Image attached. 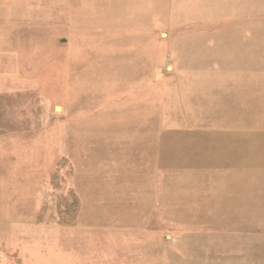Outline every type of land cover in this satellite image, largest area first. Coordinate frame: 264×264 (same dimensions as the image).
<instances>
[{
    "label": "rangeland",
    "instance_id": "1",
    "mask_svg": "<svg viewBox=\"0 0 264 264\" xmlns=\"http://www.w3.org/2000/svg\"><path fill=\"white\" fill-rule=\"evenodd\" d=\"M218 5L0 0V264H264V79L183 48L264 72V0Z\"/></svg>",
    "mask_w": 264,
    "mask_h": 264
},
{
    "label": "crops",
    "instance_id": "2",
    "mask_svg": "<svg viewBox=\"0 0 264 264\" xmlns=\"http://www.w3.org/2000/svg\"><path fill=\"white\" fill-rule=\"evenodd\" d=\"M217 1V4H219L218 6H220V8H226L228 6H230V2L232 0H229V2L227 4H224V1L223 0H216ZM218 1L220 3H218ZM233 1H238V0H233ZM229 13H224V9L223 11L219 12V13H211V14H208V15H211V16H226L228 15ZM237 15L239 13H232L231 15ZM51 32H55L53 30H51ZM229 38L233 39V38H236L238 39V43H230L229 42H226V41H223V40H229ZM209 38H206L205 36H191L190 37V40H186L183 42V48L189 52L187 53L186 55L187 56H194V57H189V59H191L193 62L196 61L197 59H209V61L207 60V63L210 67V64H218L219 65V71L221 70V61H218L219 59H224V61H226V63H228L229 65H231L232 68H238L239 65L241 63H234L232 61V58L234 57H231V53L229 54V50L230 48H234L235 47V44H239L240 47L238 46V48H241V53L242 54H248V56L250 57H253V54L254 52H252L251 50L254 49L255 47H257L255 41H252V40H245L243 37L239 36V35H233V34H230V33H222V35L218 36L217 38L214 37V45H210V44H207V42H209ZM42 44H39L38 42L36 43H33L32 45H30V47H32L31 49L35 50V48H49L47 53L44 51L42 52L41 54L39 53H35L36 57L40 58L42 56H44L42 59L45 60V62L47 64H50L52 63L51 65L53 64H62V58L59 60H57V56L59 53H57V49L54 47V46H41ZM193 45H196V47H194ZM52 47V48H51ZM196 53V54H195ZM213 54L215 53L214 55L212 56H209L207 54ZM196 55V56H195ZM55 56V57H54ZM197 58L196 60H193V58ZM250 57L248 58H245L243 61H242V64H241V67H243L244 69L252 72V73H256L257 75H261L264 79V72L260 71L259 73L258 72H255L251 66L248 65V61L251 59ZM249 59V60H248ZM190 62L189 65H191L193 62ZM214 71V70H213ZM190 74V73H189ZM192 77L190 79H188V84H186L185 86H182V88L184 87L187 94L190 93H195L194 91H190L191 89V84H192V81H193V74H190ZM38 81H36V83H38L40 80L39 76L37 77ZM21 83V82H19ZM226 83V82H225ZM18 85H21V84H18ZM26 87V85L28 84H24ZM17 86V85H16ZM14 86V87H16ZM39 88V86H38ZM177 88V87H176ZM181 86L180 88L178 87V96L181 95V93L179 94V89L181 91ZM179 103V102H178ZM177 107H178V104H177ZM179 110V108H177Z\"/></svg>",
    "mask_w": 264,
    "mask_h": 264
}]
</instances>
